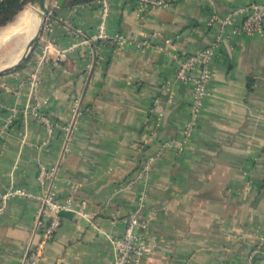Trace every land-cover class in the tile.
<instances>
[{
	"label": "crops",
	"instance_id": "1",
	"mask_svg": "<svg viewBox=\"0 0 264 264\" xmlns=\"http://www.w3.org/2000/svg\"><path fill=\"white\" fill-rule=\"evenodd\" d=\"M166 1L109 0L106 30L124 45L86 43L102 22L101 1L55 7L25 65L0 78V198L28 194L0 213V264H31L33 250L37 264H113L112 240L134 212L148 222L136 233L155 246L142 264H264V29H225L199 123L183 150L165 146L183 143L191 120L193 86L177 79L178 58L221 33L213 14L264 0ZM77 100L65 150L63 133L34 113L67 123ZM41 167L57 168L52 190L86 201L91 216L65 212L48 242L38 224L49 188Z\"/></svg>",
	"mask_w": 264,
	"mask_h": 264
},
{
	"label": "built area",
	"instance_id": "2",
	"mask_svg": "<svg viewBox=\"0 0 264 264\" xmlns=\"http://www.w3.org/2000/svg\"><path fill=\"white\" fill-rule=\"evenodd\" d=\"M101 1L102 22L99 25L98 33L86 40V43L97 40H111L118 45H124L127 42L125 36L117 34L111 36L106 30V19L110 11L109 0ZM128 1V0H122ZM146 2L153 7L167 6L166 0H140ZM210 26H216L221 30V33L216 36L214 41L205 49L195 54L186 55L178 58V68L176 72L177 79L190 83L193 86V95L190 103L191 120L185 128V139L183 143L167 141L165 146H175L179 150H183L184 144L192 136L197 124L199 123L207 97L209 96V86L212 80V63L216 51L224 42L225 29L233 28L236 32L246 35L260 33L264 29V2H255L249 6H242L231 11L229 14L220 16L213 14L209 22ZM47 26V24L45 25ZM147 42L138 44V46L146 45ZM36 79V83L38 78ZM79 101H75L73 105L74 117L72 121L61 123L53 121L48 115L35 112L34 115L38 122L46 126L50 131L60 130L63 133L65 150H69L75 137V129L77 116L80 111ZM7 127V126H6ZM155 158L147 159L142 165L139 175L136 178L140 180L148 173L151 163ZM57 168L41 167L38 172V180L48 185V191L41 197L43 203L42 213L46 215L44 221H39L38 224L43 231L44 241L48 242L53 239L62 226L63 214L65 212H73L76 215L89 220L91 218L88 212V204L86 201L76 202L73 196L59 198L52 190V181L55 179ZM136 180L130 182L134 184ZM13 196H28L26 191L21 189L11 190L1 196L2 213L6 207V202ZM141 228L146 230L148 222L141 220L137 212L131 213L127 219V225L122 237L112 240L115 247L116 256L113 264H142V260L148 257L153 249L154 243L150 237L145 234L136 233V229ZM40 260L38 251H31V255L27 256L25 262L37 264Z\"/></svg>",
	"mask_w": 264,
	"mask_h": 264
},
{
	"label": "bare ground",
	"instance_id": "3",
	"mask_svg": "<svg viewBox=\"0 0 264 264\" xmlns=\"http://www.w3.org/2000/svg\"><path fill=\"white\" fill-rule=\"evenodd\" d=\"M41 22L42 16L39 7H32L22 12L15 23L9 25L8 28L0 33V46L3 42L11 38H19L18 43L9 55L8 63L3 67V69L15 64L22 58L26 51L27 44L36 34Z\"/></svg>",
	"mask_w": 264,
	"mask_h": 264
},
{
	"label": "water",
	"instance_id": "4",
	"mask_svg": "<svg viewBox=\"0 0 264 264\" xmlns=\"http://www.w3.org/2000/svg\"><path fill=\"white\" fill-rule=\"evenodd\" d=\"M49 0H36V5L39 7L41 16H42V22L40 27L38 28L36 34L31 38L29 43L26 46V51L22 58L16 62L15 64L8 66L2 70H0V77L5 76L9 73H12L19 69L30 57L32 51L34 50L36 44L40 40L43 31H44V26L46 24V21L50 18L52 15V10L50 9L48 5ZM67 0H56V7L57 8H63L65 6Z\"/></svg>",
	"mask_w": 264,
	"mask_h": 264
},
{
	"label": "trees",
	"instance_id": "5",
	"mask_svg": "<svg viewBox=\"0 0 264 264\" xmlns=\"http://www.w3.org/2000/svg\"><path fill=\"white\" fill-rule=\"evenodd\" d=\"M34 1L35 0H0V26L12 22L29 2ZM98 1L100 0H67L63 8L84 6ZM25 63L23 65H25Z\"/></svg>",
	"mask_w": 264,
	"mask_h": 264
},
{
	"label": "rangeland",
	"instance_id": "6",
	"mask_svg": "<svg viewBox=\"0 0 264 264\" xmlns=\"http://www.w3.org/2000/svg\"><path fill=\"white\" fill-rule=\"evenodd\" d=\"M48 5L50 7V9H54L56 7V0H49L48 1ZM32 7H38L36 5V0L34 2H29L24 9L18 14V16L10 23H8L7 25L4 26H0V33H2V31H4L6 28L9 27V25H12L13 23L16 22V20H18L19 16L21 15L22 12H24L25 10H28ZM47 22V21H46ZM46 25V24H45ZM46 26H44L45 28ZM17 38V39H16ZM14 37L3 42L0 46V70L3 69L4 66H6V64L9 61V55L12 52V50L15 48L16 44L18 43L19 38L18 37ZM9 41V42H8ZM31 56V55H30ZM5 63V64H4ZM2 68V69H1ZM11 74V73H9ZM8 75V74H7ZM6 76V75H5ZM3 77V76H2ZM1 78V77H0Z\"/></svg>",
	"mask_w": 264,
	"mask_h": 264
}]
</instances>
